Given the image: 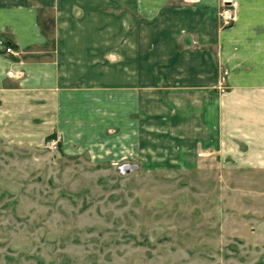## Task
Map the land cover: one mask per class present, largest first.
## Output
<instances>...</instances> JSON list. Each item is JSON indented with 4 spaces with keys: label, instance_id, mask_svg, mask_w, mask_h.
<instances>
[{
    "label": "rangeland",
    "instance_id": "374dc122",
    "mask_svg": "<svg viewBox=\"0 0 264 264\" xmlns=\"http://www.w3.org/2000/svg\"><path fill=\"white\" fill-rule=\"evenodd\" d=\"M25 1L38 11L44 53L69 71L103 64L109 80L112 61L127 66L113 51L117 38L126 52L129 34L138 42L161 18L160 0ZM138 51L142 83L147 64ZM160 79L151 71V95ZM151 128L115 162L43 144L0 147V264H264V170L213 154L181 156L174 124Z\"/></svg>",
    "mask_w": 264,
    "mask_h": 264
},
{
    "label": "crops",
    "instance_id": "0c3cea01",
    "mask_svg": "<svg viewBox=\"0 0 264 264\" xmlns=\"http://www.w3.org/2000/svg\"><path fill=\"white\" fill-rule=\"evenodd\" d=\"M232 1L237 20L225 28L217 18L221 0H177L176 7L160 0L158 26L138 42L129 34L126 52L117 38L113 51L127 66L120 71L118 58L106 64L109 80L101 61L94 71L82 64L69 71L71 65L44 53L37 9L25 0H0V40L12 50L0 47V147L29 149L59 135L64 154L115 162L133 155L159 120L175 125L171 140L181 156L213 154L235 168L264 170V3ZM137 47L147 64L142 83ZM9 70L19 77H8ZM151 71L164 85L156 95Z\"/></svg>",
    "mask_w": 264,
    "mask_h": 264
},
{
    "label": "built area",
    "instance_id": "2783aa9c",
    "mask_svg": "<svg viewBox=\"0 0 264 264\" xmlns=\"http://www.w3.org/2000/svg\"><path fill=\"white\" fill-rule=\"evenodd\" d=\"M218 20L221 25L225 28H230L234 25L237 20V7L232 0H221L220 8L218 11ZM0 47L4 53H11V48L7 47L2 41H0ZM8 77L18 78V75L11 70L7 72ZM60 137L58 135L53 136L50 139H46L42 145V149L49 152L59 150Z\"/></svg>",
    "mask_w": 264,
    "mask_h": 264
},
{
    "label": "trees",
    "instance_id": "16d2710c",
    "mask_svg": "<svg viewBox=\"0 0 264 264\" xmlns=\"http://www.w3.org/2000/svg\"><path fill=\"white\" fill-rule=\"evenodd\" d=\"M53 137V136H52ZM52 137H48L47 139H50V138H52Z\"/></svg>",
    "mask_w": 264,
    "mask_h": 264
}]
</instances>
